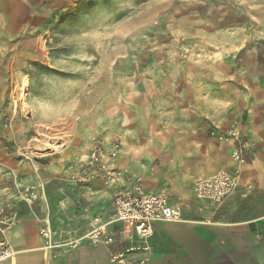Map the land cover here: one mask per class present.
<instances>
[{
    "label": "rangeland",
    "instance_id": "rangeland-1",
    "mask_svg": "<svg viewBox=\"0 0 264 264\" xmlns=\"http://www.w3.org/2000/svg\"><path fill=\"white\" fill-rule=\"evenodd\" d=\"M24 3L22 26L4 47L23 52V67L18 58L3 110L12 135L7 151L31 165L47 164L53 155L75 163L95 136L123 142L134 117L132 129L141 131L158 130L165 124L160 117H195V85L214 63H231L240 78L264 72V0ZM229 82L241 86V79ZM42 186L37 202L45 211L35 216L40 224L50 220L55 240L94 229L92 192L83 207L64 189L47 202ZM247 191L234 202L236 211L263 214L264 189ZM36 203L26 206L36 212ZM109 203L105 195L104 209L111 210Z\"/></svg>",
    "mask_w": 264,
    "mask_h": 264
},
{
    "label": "crops",
    "instance_id": "crops-1",
    "mask_svg": "<svg viewBox=\"0 0 264 264\" xmlns=\"http://www.w3.org/2000/svg\"><path fill=\"white\" fill-rule=\"evenodd\" d=\"M24 4V0H0V200L14 197L16 181L34 185L39 195L40 186L45 184L47 202L64 189L84 207L88 192H92V215L100 223H107L115 213L112 193L117 187L127 186L126 182L115 186H107L100 179L80 183L72 169L87 156L92 141L103 137L95 136L75 163L67 162L66 156L53 155L47 164L31 165L18 152L6 149L5 142L12 135L3 107L17 77L16 60L19 58L22 69L24 55L4 47L22 26ZM233 70L227 61L209 66L203 84L195 85V117H160L165 124L146 131L132 129L135 117L127 122V136L119 141L121 151L113 166L130 177H140L145 191L166 195L182 212L181 221L153 224L150 264H264V213L241 217L235 204L240 194L249 193L248 188L264 189V72H248L240 78ZM231 79H241L246 90L240 92V82L230 83ZM240 110L244 113L243 136L252 143V150L242 168L240 189L222 203V208L215 209L196 196L195 184L231 168V144L218 141L211 132H225L235 117L232 114H240ZM105 195L109 196L111 210L104 209ZM35 210L24 203L17 205L19 222L5 232L16 255L1 264H109V253L123 250L131 239V226L115 223L108 228L115 236L112 245L93 246L84 240L77 248L61 246L90 232L86 230L79 234L73 231V236L63 241L54 239L55 245L49 247L39 235L40 223L35 216L44 214L42 201L35 204ZM70 210L73 212L72 207Z\"/></svg>",
    "mask_w": 264,
    "mask_h": 264
},
{
    "label": "built area",
    "instance_id": "built-area-1",
    "mask_svg": "<svg viewBox=\"0 0 264 264\" xmlns=\"http://www.w3.org/2000/svg\"><path fill=\"white\" fill-rule=\"evenodd\" d=\"M243 124V115L237 114L225 132H211V136L218 141L231 144L232 166L229 170H220L211 177L198 180L195 192L199 199L219 206L240 187L242 168L252 150V143L243 136ZM120 151L121 144L118 140L106 141L97 137L92 141L87 156L72 167L76 171L74 178L80 183L100 179L107 186L118 185L121 181L126 182L127 186L117 187L112 193L115 207L113 219L107 223L96 220V226L88 234L65 241L61 246L77 248L84 240L90 241L93 246L112 245L115 243V236L108 228L115 223H127L131 226V239L123 250L109 253V264H150L153 224L181 221V208L172 205L169 198L162 193L145 191L140 177H130L116 169L113 163ZM22 156L28 158L27 155ZM14 187V197L0 200V264L16 255L5 238V232L19 222L17 205L24 203L30 207L40 197L34 185L16 181ZM42 189L43 186H40V190ZM39 235L49 247L55 245V232L49 219L41 220Z\"/></svg>",
    "mask_w": 264,
    "mask_h": 264
}]
</instances>
